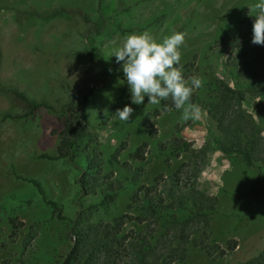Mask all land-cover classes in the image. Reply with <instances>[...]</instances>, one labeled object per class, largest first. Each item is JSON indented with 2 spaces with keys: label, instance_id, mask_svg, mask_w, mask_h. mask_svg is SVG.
<instances>
[{
  "label": "rangeland",
  "instance_id": "374dc122",
  "mask_svg": "<svg viewBox=\"0 0 264 264\" xmlns=\"http://www.w3.org/2000/svg\"><path fill=\"white\" fill-rule=\"evenodd\" d=\"M110 1L113 0H0L4 6L0 10V80L14 82L29 95L48 100L64 99V85L75 96L90 89L83 113L89 127L81 146H96L105 175V182L95 193L77 197L79 173L73 164L66 159L38 157L41 153H54L58 143L62 121L51 110L39 108L25 121L0 122V204L10 194L33 191L31 184L15 177L14 172L37 179L46 197L63 208L65 217L57 220L47 206L37 201L13 213L18 228L0 218L2 264H51V251L62 252L70 243L64 238L72 220L85 224L101 219L110 221L128 211L135 215L136 209H127L135 189L150 183L160 173L172 174L188 161V153L169 155V146L159 151L158 145L169 142L174 131H178L192 147L200 148L205 142L211 143L215 134L204 106L199 107L200 118L189 121H183L181 112L174 107L150 116L156 133L149 139L141 120L160 103L149 104L145 96L142 104H132L123 74L109 76L102 69L121 71V64L111 54L123 36L147 31L160 40L175 25L187 20L181 31L185 38L179 49V67L186 80L193 76L201 79V87L194 88L192 93L205 98L208 81L212 80L205 82L207 78L234 84L223 69L230 48L227 34L231 30L240 44H251L256 0H123L130 4L129 11L106 15L104 32L100 36L90 32L89 39L85 35L88 26L72 17L20 24L12 18L14 9L61 4L79 7L95 20L101 7ZM89 52L94 54V60ZM126 104L133 109L129 122L119 121L114 113ZM8 106L0 94V111ZM143 141L148 142L144 160L132 161L129 154ZM209 147L196 185L217 198V211L207 227L210 244L225 248L233 240L236 246L222 257L190 247L187 259L174 264H236L264 250V196H252L249 192L255 170L237 157L220 154L212 149V144ZM135 168L139 175L131 183ZM130 227L134 225L129 223L125 229ZM213 247L212 251L216 250Z\"/></svg>",
  "mask_w": 264,
  "mask_h": 264
},
{
  "label": "trees",
  "instance_id": "16d2710c",
  "mask_svg": "<svg viewBox=\"0 0 264 264\" xmlns=\"http://www.w3.org/2000/svg\"><path fill=\"white\" fill-rule=\"evenodd\" d=\"M4 6L0 5V10ZM130 4L123 0H113L101 7L98 18H89L76 6L53 4L43 8L28 6L14 9L12 18L16 23L45 22L64 16L79 19L84 26L86 38L92 32L100 36L104 31L106 15L127 12ZM111 17V16H110ZM187 20L175 25L167 35L181 32ZM120 31H125L116 25ZM166 35V36H167ZM229 53L224 60V70L233 80V85L219 78L208 81L207 97L201 98L192 93L187 104L206 109V117L213 125L215 134L211 143H204L200 148L192 147L178 131L170 141L159 144V151L169 146V155H178L180 151L188 153V161L182 162L176 170L164 176L162 173L153 177L150 183L142 184L130 196L127 209H136L135 215L124 212L110 221L103 219L96 222L78 224L70 221L65 240H69L62 252L52 250L54 257L51 264H174L184 262L189 255V248H197L217 257L233 251L236 242L230 240L226 247L212 246L207 231L209 221L216 213L217 198L201 190L196 185V178L204 168L208 154L212 149L224 156H234L247 167L255 170L256 177L250 185L252 196H264V45L243 46L231 30L228 31ZM94 60V54L89 52ZM1 65V51H0ZM103 74L122 76V71L102 69ZM204 83V82H203ZM124 84H127L124 80ZM64 88V99L52 100L29 95L25 89L14 82L0 80V94L9 106L0 111V122L5 120L25 121L39 108H46L61 118V129L54 153H41L40 158L49 160L66 159L77 169V197L93 194L102 185L105 175L102 173L101 154L95 145L82 142L89 127L84 116V107L90 95V89L75 96ZM207 91V90H206ZM54 97V96H53ZM174 108L171 99L161 100L159 107L143 116L141 125L149 139L156 130L150 116ZM148 142L143 141L129 154L132 161L145 158ZM119 149L115 150L118 153ZM165 155V152H160ZM129 170V169H128ZM139 169L131 172L130 181L134 182ZM15 177L31 184L32 193L6 197L0 204V218L5 219L13 228L19 222L13 217L17 209L26 208L40 201L59 221L65 219L59 203L46 197L41 183L33 177H23L12 172ZM110 201V200H108ZM132 223L134 227L125 229ZM68 235V236H67ZM212 247L216 250L212 251ZM2 264V263H0ZM236 264H264V250L256 255L244 258Z\"/></svg>",
  "mask_w": 264,
  "mask_h": 264
},
{
  "label": "clouds",
  "instance_id": "9594fccd",
  "mask_svg": "<svg viewBox=\"0 0 264 264\" xmlns=\"http://www.w3.org/2000/svg\"><path fill=\"white\" fill-rule=\"evenodd\" d=\"M254 9L251 42L264 45V0H256ZM184 38V33L173 32L157 40L145 31L127 34L119 40L111 55L121 64L132 104H142L145 96L153 105L170 98L183 121L200 118L199 107L187 102L192 90L200 88L202 81L196 76L186 80L179 67V49ZM132 112V107L126 104L114 114L119 121L129 122Z\"/></svg>",
  "mask_w": 264,
  "mask_h": 264
}]
</instances>
